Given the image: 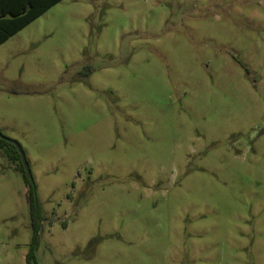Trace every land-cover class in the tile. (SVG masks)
<instances>
[{"label":"rangeland","instance_id":"rangeland-1","mask_svg":"<svg viewBox=\"0 0 264 264\" xmlns=\"http://www.w3.org/2000/svg\"><path fill=\"white\" fill-rule=\"evenodd\" d=\"M38 264H264V0H61L0 44ZM0 150V264L27 184Z\"/></svg>","mask_w":264,"mask_h":264},{"label":"trees","instance_id":"trees-1","mask_svg":"<svg viewBox=\"0 0 264 264\" xmlns=\"http://www.w3.org/2000/svg\"><path fill=\"white\" fill-rule=\"evenodd\" d=\"M59 1L61 0H0V44ZM0 150H4L10 159L19 160L17 167L24 174V180L27 184L26 200L32 229V242L26 254V262L27 264H38L35 252L39 244L41 224L45 219L42 203L35 183L27 177L15 144L0 136Z\"/></svg>","mask_w":264,"mask_h":264},{"label":"water","instance_id":"water-1","mask_svg":"<svg viewBox=\"0 0 264 264\" xmlns=\"http://www.w3.org/2000/svg\"><path fill=\"white\" fill-rule=\"evenodd\" d=\"M0 136H1L2 138L6 139V140H9V141L13 142V143L15 144L17 150L19 151L20 158H21V162H22V164H23V166H24V169H25V172H26V174H27V177L29 178V180H30L31 182H34V180H33V175H32V172H31V169H30V166H29L28 160H27V158H26L25 152L23 151L21 145H20L17 141H15V140H13V139H10V138L6 137V136L3 135L2 133H0Z\"/></svg>","mask_w":264,"mask_h":264}]
</instances>
